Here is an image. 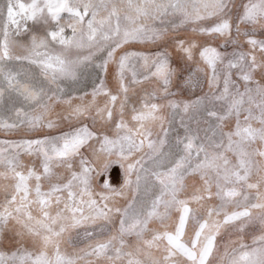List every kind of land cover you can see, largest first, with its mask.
<instances>
[{
	"label": "snow or ice",
	"instance_id": "obj_1",
	"mask_svg": "<svg viewBox=\"0 0 264 264\" xmlns=\"http://www.w3.org/2000/svg\"><path fill=\"white\" fill-rule=\"evenodd\" d=\"M0 264H264V0H0Z\"/></svg>",
	"mask_w": 264,
	"mask_h": 264
},
{
	"label": "rangeland",
	"instance_id": "obj_2",
	"mask_svg": "<svg viewBox=\"0 0 264 264\" xmlns=\"http://www.w3.org/2000/svg\"><path fill=\"white\" fill-rule=\"evenodd\" d=\"M111 175L115 177L116 184H119L120 182H122V175H123L122 169L118 164L113 166Z\"/></svg>",
	"mask_w": 264,
	"mask_h": 264
}]
</instances>
